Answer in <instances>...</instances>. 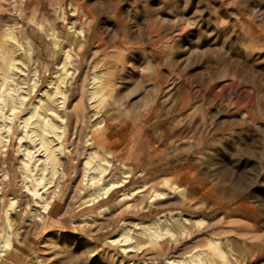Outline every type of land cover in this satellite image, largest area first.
<instances>
[{
  "label": "rangeland",
  "instance_id": "1",
  "mask_svg": "<svg viewBox=\"0 0 264 264\" xmlns=\"http://www.w3.org/2000/svg\"><path fill=\"white\" fill-rule=\"evenodd\" d=\"M3 233L0 264H264V0H0Z\"/></svg>",
  "mask_w": 264,
  "mask_h": 264
},
{
  "label": "bare ground",
  "instance_id": "2",
  "mask_svg": "<svg viewBox=\"0 0 264 264\" xmlns=\"http://www.w3.org/2000/svg\"><path fill=\"white\" fill-rule=\"evenodd\" d=\"M43 132H45V133H47L48 132V130L46 129V128H43ZM98 147H101V148H105V146H106V143L105 142H103V141H101V142H99L98 143ZM51 155V161H52V164H53V166H54V164H55V162H54V160H55V158L52 156V153L50 154ZM103 162V160L102 159H99V162ZM99 168H101L100 170H99V173L100 174H103L105 171H106V168L104 167V166H102V165H100V163H99V165H97V167L95 168V169H99ZM54 173H55V171H54V168H52V175H54ZM112 178V177H111ZM110 178V179H111ZM114 183H116L115 184V186L118 184V182L117 181H115ZM113 186H110V188H108V189H106L105 190V192H104V194H106V193H108L109 191L111 192V190H113ZM109 192V193H110ZM111 194V193H110ZM109 198V195L107 196V198L106 199H108ZM7 235V236H6ZM8 233H3L2 235H1V240H2V242L0 241V243H1V249H7L8 247H9V245H10V242H9V237H8Z\"/></svg>",
  "mask_w": 264,
  "mask_h": 264
}]
</instances>
